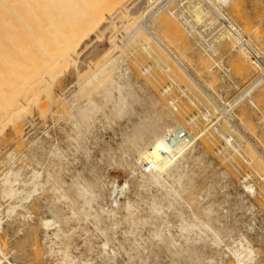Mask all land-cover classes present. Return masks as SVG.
<instances>
[{"label": "bare ground", "instance_id": "bare-ground-1", "mask_svg": "<svg viewBox=\"0 0 264 264\" xmlns=\"http://www.w3.org/2000/svg\"><path fill=\"white\" fill-rule=\"evenodd\" d=\"M233 4L234 0H0V84H5L0 87L1 114L15 104L19 111L27 113L31 102L39 100V90L42 94L41 88H48L52 69L67 56L74 60L77 58V61L81 59L79 68H83L82 72H89L85 80V73H81L84 77L75 79V88L71 92L61 90L54 98L53 102H58L54 109L56 115L61 113V120L69 126L66 129V124L63 125V134L44 129L41 135L37 131L32 132L37 127H34L35 118L27 122L30 124L29 134L20 135L22 140H27L23 141L28 142L26 155L29 165L25 181L21 180L23 167L15 166L20 169H14L15 150L11 149L13 152L7 154L10 166L4 169L6 172L2 170L5 166L0 169V173L3 171V176H6L2 197L16 198L19 202L7 204L8 209L6 204L5 207L0 204V229L5 209L13 214L16 206H21V201L50 192V197L42 196L45 210L41 214V222L46 226L45 241L51 252L59 256L57 264H97V260H101L100 264H110L118 258L128 264H164L163 258L169 259L167 264H222L223 248L239 264L256 263L257 247L243 236L245 234L239 235V232L236 238L233 235L235 239L231 245L225 241L226 236L232 237L234 231L246 226L245 217L243 220L236 218L232 226L230 221L219 226L222 218L216 215V202L205 207L207 203L202 204L204 193L192 191L197 186V171L205 155L195 154L188 138L179 137L178 127L170 123L175 119L172 110H167L166 106L167 111L152 110L159 100L146 93L135 92L133 79L136 75L131 71V68L139 67L142 73L137 74L151 79L156 75L159 77L161 71L169 75L184 63L190 65L191 57L188 58L179 47L181 51L177 49L173 42L176 36L180 37L179 42L187 37L193 38L197 46L191 40L188 43L194 44L195 50L208 54L218 53V47H227L230 51L233 46H238L250 52L253 61L262 62L264 70V44L260 45L259 37L253 35L261 24L249 19L247 10L244 14L247 16L241 15V3L238 5L240 8L233 7L234 14L231 15L225 7ZM238 19L242 22L239 23ZM244 32L249 39L243 38ZM201 54L204 55L203 52ZM204 57L199 61L205 63L207 58ZM236 60L247 69L251 66V60L240 53ZM97 82L101 86H96L92 93L90 86ZM169 85L166 91L170 89ZM258 87L264 90V73L256 76L250 87L244 88L246 90L233 103L226 100L221 105L209 97L213 104L219 106V111L214 108V113L212 105L207 115L201 114L206 116V120L210 116V124L213 123L220 132L218 134L226 138V144L217 149L219 153L228 146L239 151L237 145L240 144L236 145L239 136L236 139V133L227 129L225 124L233 122V107L251 96ZM164 97L167 96L164 94ZM45 101H40V105L45 104L40 108L47 107ZM174 101L169 100L172 104ZM199 117L197 113L188 120L196 123ZM112 123L124 127L114 128L110 138L102 140L99 125L111 127ZM21 131L24 130L21 128ZM260 156L264 158V155ZM262 164L264 160L258 164L259 169ZM118 168L127 173L124 177L128 180L122 185L110 177L111 170ZM258 168L257 174L264 171V167L259 172ZM247 176H242V180L246 181ZM249 182L242 186L255 194L254 184ZM205 188L214 190L216 183H209ZM186 193L192 197L188 195L187 198ZM238 205L242 211L244 208L250 210L242 201ZM24 216L29 220L34 217L31 211ZM201 242L214 244L217 257H213L215 254L208 256ZM10 264L15 262L10 261Z\"/></svg>", "mask_w": 264, "mask_h": 264}, {"label": "rangeland", "instance_id": "rangeland-1", "mask_svg": "<svg viewBox=\"0 0 264 264\" xmlns=\"http://www.w3.org/2000/svg\"><path fill=\"white\" fill-rule=\"evenodd\" d=\"M235 1L236 0H234L235 4H233L232 7L231 6L225 7V10L232 15V14H234L233 13L234 12L233 7L236 5L237 2L241 3V5H239V3H237L239 6H242L241 8L238 5L235 6L236 8L238 6L240 9H242L241 15H244L247 12L248 16H247V14L244 16H247L249 19L252 18L251 20L254 23L258 22L259 24H261L255 30L257 33L255 34V31H254L253 35L258 36L259 40H260L259 44L261 45V43H262V45H263L264 44V0H257V1L256 0H242L244 3L241 0H238L237 2H235ZM258 1H259V3H258ZM254 3L258 4L259 8ZM8 6L6 8H9ZM255 7H256V9H255ZM243 8H245V10H243ZM258 11L260 12V14ZM257 13H258V15H257ZM254 15H255V17H254ZM253 19H255V20H253ZM241 22L242 21L239 20V23H241ZM244 34L245 35H243V38L245 40L249 39L248 38L249 35L246 32H244ZM189 40H191V38L188 39V37H187V39L185 41L181 39V42H179L180 37L176 36L174 38L173 42L177 44V45H175L177 47V49L180 48L182 50V52L185 55H187L188 58L191 57V58H189V59H192V60H190V63H191L190 65H189V63H184L183 67H178L177 69H173L172 71L169 72V75L164 74L162 71H161L162 73L158 72L160 74L159 77H157L158 75H156V78L152 77L151 79H150V77L149 78L148 77H146V78L142 77L143 75L139 76L137 73H139L140 75L142 73V72L140 73L141 69L139 67L137 68L135 66V67L131 68V71L133 72L134 76L138 75L137 77L135 76V79H133V81H134L133 85H134L135 90H136L135 92L139 93V94H145L146 93L145 95L150 96L152 98H156L159 100L158 104L155 105V107H153L151 104H149V106H152V110L154 108H156L157 110H162V111L172 110L174 112V118L175 119H173L174 121L170 120V123H172V125H175L173 127H176V128L178 127L177 130H179V131H177L176 128H174V129L176 130V132H178L177 134L179 135V137L180 138L185 137L186 139L188 138V142L191 144V146H194V148H195V150L193 148V150H194L193 152L195 154L201 153L202 155L203 154L205 155V156H203L204 159H203L202 165H200V167L198 166L199 167L198 171L196 170L198 183H197L196 188L192 189V191H195L197 193L198 192L200 193V191H201L202 194L204 193L203 199H202V204L204 203L203 205H205L207 203V205H205V207L212 206L216 202L214 204V207L216 209V215L218 216L219 219H220V217L222 218L218 222L219 226H222L223 224H227L229 221H230L229 222L230 225L232 226V225H234L233 223L235 222V220H237L239 218L243 220V218L245 217V219H246L245 221L247 222V224H246L247 227L244 225L245 227H243V226L241 227L242 230L240 228L238 230V232L234 231L235 234L233 232L232 237L226 236L225 241L228 243V245L229 244L231 245L232 240L234 241V239L237 236L245 234L243 236H245V238L248 239L250 242L252 241L251 242L252 245L254 244L257 247L256 249L258 250V251L256 250V252H258L257 253V256H258L257 262L251 263V264H264V222H263L264 221V173L263 172L264 171L261 170V173H258L259 175L256 172L257 168L259 167L258 164H261L262 160H264V158L260 156V155H262V156L264 155V147H263L264 146V97H263L264 96V94H263L264 90L260 87L254 89L251 96L244 98L242 102L235 105L232 109L233 110L232 112H234V115L231 116L233 122H231V123L226 122V124H225L227 129H229L233 133L235 132L237 134V135L234 134L236 139L239 136L240 139L238 138L239 140L237 139V143H236V145L238 143L240 144V145H237V147H238L237 150H239V151H236L234 149V147L228 146L226 149L227 151L221 150V152L219 153L217 151V149L220 146L222 147V145L226 144V141H225L226 138L222 137V136H220V134H218L220 132H218V130H216V128H215L216 126L213 123L210 124L211 121L208 120V118H210V116L207 118L208 121L205 119L206 116H203L206 114L209 107L214 106L213 107L214 113L219 111V106H217L215 103H214L215 104L214 105L212 100L219 102V104H221V105L223 104V101H226V100H228L229 103H233L236 100V98L238 96H240L244 90H246L248 87H250L253 79L256 76H258L259 74L262 75L264 73L263 68H261V64H263V63L257 62L255 60H254L255 61V63H254V61L252 60V56L250 55V52H246L245 49L244 50L240 49L238 46H237L238 48L236 46H233L234 48L232 47L233 49L230 51H229V48H227V47H224V48L218 47V53L217 52H214V53L210 52L208 54V53L202 51L204 53V55H203V54H201L202 53L201 51L195 50V45H196L195 42L196 41L192 38L191 42H194V44H195V45L193 44V46H192V45H190L191 42L188 43ZM184 42L186 45H184ZM238 45H240V44H238ZM219 49H220V51H219ZM239 53L241 55H244V57H246L249 61L251 60L250 61L251 66L248 69H247V67L243 66L242 64H237L238 61L236 60V56ZM210 55L213 56V58ZM204 56H206V57H204ZM203 57L207 58L205 63H204V61L203 62L201 61L202 63L199 61ZM208 57L210 59L209 62L207 61ZM211 58H212V60H211ZM220 58L222 61L220 60L218 63H216ZM75 59L76 60L71 58V56H67L65 59L61 60L60 62H58L55 65V67H54L55 70L52 69L53 76L51 77L52 78L51 81L53 83H51V81H50V83L48 82L49 83L48 88H46L47 86H45V88H41L42 94H41V90H39V92H40L39 98H38L39 100L36 101L37 103L31 102V105H29V106H31L32 109L28 106L27 109H29V108L30 109L28 111L26 110L27 113L25 111H22V112H21V110L19 111L18 106L16 104L11 106L9 109H7L6 110L7 112H5V110H4L2 112V114L0 113V115H1L0 116V162H1L0 163V169H2L4 166L5 167L2 170H4V169L7 170L9 168V166H10V162H9L10 159L9 158L10 157L7 156V154H9V152H13L12 150H15V153H13L15 155L14 169L19 170L20 168L17 169L18 167H20V166L23 167L22 171L24 173L21 171L23 173V177L21 178V180L24 179V181H25L27 173H28L27 165H29L28 164L29 158L26 155V154H28V151L26 152V150H27L26 147L28 145L26 143H28V142H26L27 141L26 139H23V140H26V141H23L21 138L22 136H20V135L29 134L27 132L30 130V127H29L30 124H28L27 122H29L30 118H33V119L35 118L36 124L34 125V127L37 126L36 128L33 127L34 129L32 130V132L37 131V132H39V134L42 135L44 129H49V131H51L54 134L59 133L58 135H61L64 133V131L62 133H61V131L64 128L63 125L66 124L67 122L65 123V121L61 120L63 116L60 113V106H58L59 109L57 108V111L59 110L58 113H60L62 117L60 116V114H59L60 117L58 116V114L56 115V113H55L56 111H54V109L57 107L58 102H55L56 103L55 104L53 101H55V99H54L55 96H58L59 95L58 93L61 90H63V91L65 90V92L66 91L71 92L75 88L74 83L76 82L77 78L79 76H81V73L82 74L85 73V72H82L83 68H81V69L79 68L80 67L79 64H81L80 63L81 59L78 58V61H77V58H75ZM94 59L92 58L91 61H94ZM76 62H77V64H76ZM78 62H79V64H78ZM220 62H222V63H220ZM81 67H82V65H81ZM249 69H251V70H249ZM247 70H249V72H246ZM176 71H177V73H176ZM172 72H174V73H172ZM88 73L89 72L85 73L87 75L86 76L84 75L85 76V78H83L84 80L88 77ZM174 74H175V76H177L176 78H175ZM84 76H81V77H84ZM170 76L172 77L171 79H170ZM183 79H184V81H183ZM81 80H82V78H81ZM173 82H175V83H173ZM177 82L179 84H176ZM48 83H47V85H48ZM169 83L171 85V87L169 89L170 92L172 91L171 93L169 92V90L166 91V88H167L166 86H168ZM98 84H100V83L97 82L95 84V86L93 85L94 87L90 86L91 90L90 89L89 90L92 91V93H93V91H95L94 88L96 86H98V87L101 86ZM1 85L4 87L5 84L4 85L0 84V87H2ZM239 87L241 88V90ZM244 88H246V89H244ZM259 88H260V90H259ZM44 89H45V91H44ZM47 89H48V91H47ZM181 89H184V90H181ZM152 90H154L155 92H153ZM44 92H46V93H44ZM163 92H165L164 94L168 98L164 97ZM166 92H168V93H166ZM157 93H158V95H157ZM50 96H52V98H53L52 100H51ZM258 96L261 98L259 99ZM46 97H47L46 101L48 102V104L44 100V99H46ZM203 97L205 98V100L203 99ZM209 97L212 100H210ZM160 99L162 100V102H160ZM171 99L176 100V101H174L175 104H172L171 102H169V100L172 101ZM42 100H44L46 105H47V107L44 106V109L40 108L41 106L43 107V105H45V104L40 105L41 102H44ZM48 100H50L52 103L49 104L50 101H48ZM38 101H39V104H38ZM208 101H209V103H207ZM48 105H50V106H48ZM175 105L177 106L176 108H175ZM139 106L141 108V105H139ZM165 106H166L167 110L165 109ZM167 106L170 108L168 109ZM48 107H49V111H47ZM50 107H52V108L50 109ZM11 108H12V110H11ZM162 108L165 110H163ZM214 108H215L216 112L214 111ZM150 109H151V107H150ZM175 109H176V111H175ZM41 110H43V111H41ZM44 110L47 111L48 113L45 114ZM61 110L64 111V108H62ZM63 111H62V113H63ZM4 113H5V115H4ZM42 113H43V115H42ZM193 113L195 115L197 113L200 114V117H199L200 119L198 118L199 123L197 121H196V123H194V122H190V120H188V119H190V117H192V115H194ZM53 114L55 115L54 118L52 117ZM230 115H231V113H230ZM32 116H34V117H32ZM27 117H28V119H27ZM176 118H178V119H176ZM239 118H241V119H239ZM175 121L176 122L178 121L177 123L180 125H177V123ZM240 121H242V123ZM67 124L65 126L66 129L69 127V126L67 127ZM184 124H185V126H181ZM231 124H232V128H231L232 130L230 129ZM121 125L122 124H120L119 127L117 126L116 123H112L111 127H106V126L104 127L103 125H99L98 131L101 134L102 140L109 139L110 136L113 134L114 128L118 127V129H120V127L121 128L124 127ZM192 125H197V126H192ZM261 126H262V128H261ZM185 127H186V129H185ZM21 128L24 131H21ZM60 128H61V130H60ZM238 128L240 130H238ZM66 129H64V130H66ZM190 129H193V130H190ZM212 130H214V131H212ZM32 132H30V133H32ZM17 135H19L20 138ZM16 138L18 141L20 140V143L22 142L21 145H19L20 143L18 141L16 142ZM247 138H248V140H247ZM24 142H25V144H23ZM252 142H253V144H252ZM229 147H230V150H229ZM255 147H256V149H255ZM257 148H258V151H257ZM232 149L235 150V151L233 150L234 153L232 152ZM228 150L231 152L232 155L230 154V152ZM240 151H242V153L243 152L244 153L242 154V153H240ZM227 152H229V153H227ZM16 153H17V155H16ZM20 156H22V157H20ZM229 156H230V158H229ZM256 157H258V159ZM26 158H28V160H26ZM228 158H229V160H228ZM237 158H239V159H237ZM250 159H254V160L251 161ZM245 160H247V161H245ZM248 162H250V163H248ZM252 162L253 163L256 162V163L253 164ZM15 166L17 168H15ZM260 166H261L260 167V169H261L262 167H264V164H262ZM248 167H249V169H248ZM260 169L258 170V172L260 171ZM5 170H4V172H6ZM123 170L118 168V169H112L110 172L111 173L110 177L113 179H116V181L118 182L119 185H122L126 180H128L127 178L124 177V175L127 173ZM224 170H226V171H224ZM4 172L2 171L0 173V177H1V175L3 177L0 179V204L4 205V207H5V204L7 206V204L8 205L14 204V203L16 204L19 201L16 198L12 199L8 196H7V198L5 196L2 197V195H3V193H2L3 189L2 188L5 185V183L3 181L5 180L4 177H6V176H3ZM223 172H225V173H223ZM202 173H203V175H202ZM247 173H249L248 176H247ZM252 173L254 174V176L252 175ZM200 174H201V176H200ZM221 174H224V175L222 176ZM261 174H263V176ZM242 176L248 177L246 179V181H244V179L242 180ZM247 181H250L252 183V185L254 184L253 189H254V191L255 190L257 191L256 193L254 192L255 194H252L251 190L249 188L245 187V185L247 184ZM208 182L209 183L215 182L216 188L214 190H211V191L205 190L206 189L205 186L207 184H209ZM219 182H221V184H219ZM243 184H245L244 187L242 186ZM20 186H22V185H20ZM208 192H210V196H209ZM238 192H239V194H238ZM47 193H49V194L47 195ZM47 193L45 192V194L36 196V198H32L30 200L25 199L26 201H24V200L21 201L22 202L20 204L21 206H19V207L16 206V208H15V210H16L14 212L15 214L14 213L12 214V212L6 211V209H8V206L4 210L5 212L3 213L2 216H5V218H4V221L2 224V228L0 229V248L3 252V253L1 252L2 254L0 253V258H1L0 264H10V261L15 262V264H57L58 263V259H59L58 254L51 252L50 246L47 244V242L44 239L45 238V232H46V226H44L43 223L41 222V214L45 210L44 205H43V201L45 200L44 197L45 198L50 197V195H51L50 192H47ZM190 193L193 196L195 195L192 192H190ZM190 193L189 194L186 193V197L188 195H189V198L192 197V196H190ZM42 196H44V197H42ZM4 197H5V199H4ZM204 200H206V201H204ZM240 201L244 202L245 206L247 205L246 207H250L249 208L250 210L248 211L246 208L243 209L244 211L240 210L242 208L238 205V203ZM225 209H227V210H225ZM29 211H31L33 213L34 217L32 220H29L24 216ZM233 211H236L237 213H235ZM6 212L9 215L10 214H12V215L9 216V215H7ZM4 214H6V215H4ZM232 214H233V216H231ZM243 214L245 216H242ZM246 215H248V216L246 217ZM227 216H228V218L231 217L232 219L231 218L230 219L232 221L231 220L227 221L226 220V219H228ZM250 216H251V218H250ZM223 220H225V221H223ZM121 228H124V224H121ZM239 232L240 233L242 232V233L240 234ZM237 233H239V235H237ZM233 235H236V236H234L235 238H233ZM201 244H203L206 247V251H207L208 256H212L213 254H215V256H213V257H217L216 253H214V252H216L214 244L211 245L210 242H207V243L201 242ZM222 251L223 252H221V260H220L222 264L223 263L224 264H239V263H237V261L235 260L233 255L228 253L226 248H223ZM217 260H218L217 262H219V259H217ZM97 261L99 264L101 263V260H97ZM161 261L164 264H167L169 259L163 258ZM110 264H128V263H126V261H124L122 258H118L117 261H112Z\"/></svg>", "mask_w": 264, "mask_h": 264}]
</instances>
